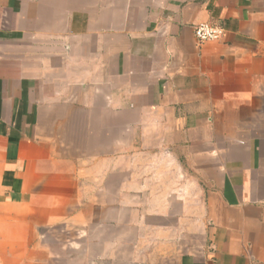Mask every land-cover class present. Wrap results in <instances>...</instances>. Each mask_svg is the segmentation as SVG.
Segmentation results:
<instances>
[{
  "label": "crops",
  "instance_id": "0c3cea01",
  "mask_svg": "<svg viewBox=\"0 0 264 264\" xmlns=\"http://www.w3.org/2000/svg\"><path fill=\"white\" fill-rule=\"evenodd\" d=\"M0 264H264V0H0Z\"/></svg>",
  "mask_w": 264,
  "mask_h": 264
},
{
  "label": "built area",
  "instance_id": "2783aa9c",
  "mask_svg": "<svg viewBox=\"0 0 264 264\" xmlns=\"http://www.w3.org/2000/svg\"><path fill=\"white\" fill-rule=\"evenodd\" d=\"M194 33L198 44L221 41L226 33L224 26L210 22L200 23L194 26Z\"/></svg>",
  "mask_w": 264,
  "mask_h": 264
}]
</instances>
